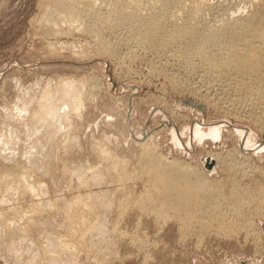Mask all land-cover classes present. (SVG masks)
Instances as JSON below:
<instances>
[{"label": "rangeland", "instance_id": "obj_1", "mask_svg": "<svg viewBox=\"0 0 264 264\" xmlns=\"http://www.w3.org/2000/svg\"><path fill=\"white\" fill-rule=\"evenodd\" d=\"M46 2L0 0V144L7 145L0 150L4 156L0 172L21 163L31 186L21 190L14 183V188L0 192L7 195L0 196L4 198L0 202V264H264V207L254 199L239 206L234 199L224 198L193 222L178 216L160 219L153 211L140 213L136 205L122 216L119 209L109 208L116 187L122 196L127 187L134 189L135 197L144 192L136 159L142 151L137 145L152 135L161 154L189 164L195 173L210 169L208 151L230 149L249 153L264 169V117L259 119L239 105H223L216 98L212 104L206 99L208 81L202 72L194 69L189 74L161 52L152 50L146 58L145 50L135 47L141 56L134 52L126 56L124 47L115 59L107 51L120 42L122 33L104 24L95 39L77 20L47 22ZM67 84L78 85L85 97L79 111L72 94L61 100ZM49 91L48 103H61L59 112L69 118L59 126L53 116L45 126L29 121ZM23 109L28 114L19 117ZM212 128L220 129L221 137L206 135ZM101 143L109 154L127 159L128 167L134 166L139 176L112 182L105 161L101 163L93 149ZM239 164L248 168L241 160ZM79 195L98 214L94 234L80 242L70 237V229L75 227L76 235H82L86 228L75 226L67 214L68 204Z\"/></svg>", "mask_w": 264, "mask_h": 264}, {"label": "bare ground", "instance_id": "obj_2", "mask_svg": "<svg viewBox=\"0 0 264 264\" xmlns=\"http://www.w3.org/2000/svg\"><path fill=\"white\" fill-rule=\"evenodd\" d=\"M46 1L49 10L45 13L46 15L44 18L47 22L51 23V21H53L55 23L56 21L60 22V20H70L71 22V20H77L78 23L80 22L79 25H82L86 31L90 29V33L95 35V39L101 35L100 25L104 27V24L105 26L106 24H110L113 26V29L115 28V30L122 33L123 36L121 37L123 38L120 37V34L118 35L114 32L121 40L115 43L113 48H109V50L106 49L115 59L121 55L124 47L127 49L126 52L124 50L125 55L133 52L135 53L134 55H136V48H139L145 50L146 58L148 52V54H153L151 52L152 50L161 52L163 55L166 54L170 60L174 61V64L177 63L186 69V71L188 70L189 74L190 71L194 69L195 71L198 69L202 72V75L208 81L204 84L206 85L207 83V94H204L206 95V99L212 102V104L216 98L218 101L220 100V102L221 100L222 102L224 101L223 105L229 104L231 107L233 105H239L240 107H245L248 113L259 119L264 117V0ZM67 25H69V23ZM113 29H111V31ZM117 41H119V39ZM99 42H101V39ZM111 44H109L110 47ZM149 49L151 50L147 51ZM145 55L143 56L145 57ZM126 56L122 57L125 59ZM122 57L120 59H122ZM172 63L173 62H171L170 65L168 63L167 65L170 67ZM175 68L176 67H174V69ZM163 72L166 71L163 70ZM194 75L196 76V74ZM67 85L68 86L65 85V92L61 96L62 99L59 98V101L61 99L64 102L67 99V94H72V97L75 98L74 100L77 101L76 109L79 111L84 96L82 93L78 92V85ZM180 86L184 87L182 85ZM189 91L192 92V90ZM50 94L51 92L49 91L40 98L41 100H39L35 112L29 115V121L31 120L33 122L36 120V123L45 126V124L49 122L50 116H53V118H57L55 124L59 126V124H63V119L67 120L68 117L65 116V118H63L62 113L59 112V105H61V103H56L54 100H51V104L48 103L47 97ZM213 94L216 97H212ZM225 102L228 104H225ZM217 104H219V102ZM192 105L202 109V107L195 102H192ZM228 108L229 107L225 109L228 111ZM22 113L25 115L28 114V112L23 109L18 112V116L21 117ZM180 118H183V116L180 115ZM22 121L25 124L23 119ZM68 122L69 123H66L67 126L71 124V121ZM146 135L148 136V134ZM206 135L213 139L219 138L221 137L220 129L212 128L206 132ZM154 138L156 137L153 135L149 136L144 142L138 143L137 145L142 151L140 157L136 158L138 159L137 164L139 166L138 173L143 175L139 179L142 180L145 186L144 192L140 193L141 197H135L134 194L136 195V192L134 193V189L131 188V190L127 186V194H124L122 191L123 196L116 193L119 187L115 188L117 190L112 191L116 192H114L110 198L109 208L119 209L121 213H117H119L120 216L126 214L127 211H130L134 208L133 206L136 205L140 208V213L142 211L145 213L146 210L149 212L151 211L150 213L153 211L160 219L178 216L181 219H187L189 222H193L196 218H198V220L201 219L198 216L201 214L203 215V212L207 211H205V209L217 206L224 198L225 200L228 198V202H232L233 200H229L234 199L239 206L244 205L247 200L250 202V199H254L255 202H258V206L264 207V169L254 163L253 156L249 153H241V150L234 149L227 150L223 153L208 151L206 160L210 169L195 173L193 170L195 168L191 167L189 164H184L176 158L169 160L161 154L159 152V146ZM1 141L0 139V142ZM79 143L81 144V142ZM6 144H10V142H6ZM3 146L7 147L4 143L0 144V150L5 151L6 147ZM11 149L15 150V148ZM93 149L99 152L101 157L100 160L102 161L103 159L105 161V170L111 177L112 182L124 183L129 179L131 180L133 176L135 177L134 174L136 173H134V171L137 169H135L134 166L130 169L128 163H126L127 159L125 160L123 157V159H121L120 157L118 158V156L115 157L116 155L109 154L102 143L98 148L96 147ZM1 155L0 157L3 158L4 156ZM5 157L10 158V156ZM237 159H240L242 164L244 166L247 165L248 168L238 167L237 165L240 160L237 165L234 163ZM101 163H103V161ZM17 164V167H10L8 170L0 172V192L14 188V183L16 186L20 187L21 190H28L31 188L30 184L27 182L28 179L25 178L27 170L24 169L21 163ZM4 169H6V167H4ZM86 186H88V184ZM4 194L1 195L4 197ZM3 197L0 198V202L2 200L4 202ZM255 202L254 206L256 204ZM246 205L248 204L246 203ZM68 207L67 214L72 219L74 225L80 224L86 228V231L83 232L82 235H76L75 227H73L69 232L70 237L77 239L79 242L88 237H92L97 227V224H95L93 220L98 217V214L94 208L86 202V198L79 195L70 201ZM250 208L252 210V207ZM247 212H249V210H247ZM117 217L119 216L115 218ZM90 218L92 220H90ZM114 219L112 218V220ZM116 220L118 221L119 218ZM121 220L122 219H120V221ZM181 221L182 220H180V222ZM117 225H119V223ZM116 228L119 227L115 226L114 229L117 230ZM205 228L203 227V229ZM219 229L221 230V227ZM117 233H115V235ZM117 235H119V233ZM61 242L63 245L66 244L64 240H61Z\"/></svg>", "mask_w": 264, "mask_h": 264}, {"label": "water", "instance_id": "obj_3", "mask_svg": "<svg viewBox=\"0 0 264 264\" xmlns=\"http://www.w3.org/2000/svg\"><path fill=\"white\" fill-rule=\"evenodd\" d=\"M192 103V102H191Z\"/></svg>", "mask_w": 264, "mask_h": 264}]
</instances>
